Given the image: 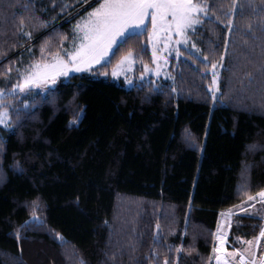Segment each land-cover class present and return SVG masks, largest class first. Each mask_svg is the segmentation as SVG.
Wrapping results in <instances>:
<instances>
[{
    "label": "trees",
    "instance_id": "trees-1",
    "mask_svg": "<svg viewBox=\"0 0 264 264\" xmlns=\"http://www.w3.org/2000/svg\"><path fill=\"white\" fill-rule=\"evenodd\" d=\"M97 1L0 0V264H215L221 212L252 204L229 236L248 254L264 224V0H196L173 79L104 75L130 53L137 72L152 63L148 25L108 63L9 94Z\"/></svg>",
    "mask_w": 264,
    "mask_h": 264
},
{
    "label": "snow or ice",
    "instance_id": "snow-or-ice-1",
    "mask_svg": "<svg viewBox=\"0 0 264 264\" xmlns=\"http://www.w3.org/2000/svg\"><path fill=\"white\" fill-rule=\"evenodd\" d=\"M150 10L153 54L160 32L175 33L186 39V30H194L193 26L201 23L200 15L206 14L196 0H103L74 26V34H79L80 42L78 46L74 44L72 52L65 53L68 58L57 55L51 63L35 62L25 70L22 82L17 83L16 88L23 91L32 86L55 84L58 77H67L72 71H91L93 65L100 64L109 55L120 37L130 29L144 24L149 18ZM180 42L175 41L177 45ZM123 60H129V56H125ZM212 68L215 69L216 64ZM112 74L117 75L115 71ZM2 95L0 92V96ZM212 99H216L214 93ZM0 123H3V114H0ZM258 195L264 198V191ZM260 238L264 239V231H261ZM220 243L223 244L224 241L221 239ZM241 258L243 259V255Z\"/></svg>",
    "mask_w": 264,
    "mask_h": 264
},
{
    "label": "rangeland",
    "instance_id": "rangeland-1",
    "mask_svg": "<svg viewBox=\"0 0 264 264\" xmlns=\"http://www.w3.org/2000/svg\"><path fill=\"white\" fill-rule=\"evenodd\" d=\"M102 2H103V0H98L96 3H94L89 8H87L84 12H82L76 18L75 25L78 22H80L82 19L86 18L88 13L91 12L94 8L98 7L99 4ZM86 4L87 3H85L84 6H82L79 9H82L83 7H85ZM201 7L204 9V7L202 5H201ZM148 25L150 26V31H151L150 32V47H151L152 56H153L152 63L141 64L140 66H141L142 70L140 72H137V67H138L137 63L138 62L135 59V57L130 53V54L125 55V56H129V60H123V58L125 56L122 57L121 60H119V62H117L112 68H110V70L106 73V75L105 74L104 75L110 77L111 79H113L115 81H118V82L122 81L127 87H131L136 83H145V82H150V81L155 82V81L162 80V79H173V74L170 71L171 57L173 55H179V54H177V50H178V53H180L181 47L187 46L190 43V41H191L190 36H189L190 30H186V33H185L186 39L181 38L178 34H175V33L160 32L158 38L155 41V53L153 54V39H152V35H151V33H152L151 10L149 12V18L145 20V22L142 26L130 29L128 32L125 33L124 36L120 37L117 40V43L115 45H113V48L109 52V55L107 57H105L104 60H102L100 64L93 65L92 68H94L95 66L101 65V64L108 63L111 59V55H112L114 48L121 41H123L129 34H132L135 32H142L143 30H145L148 27ZM78 36H79V34H74V38L71 42V45L68 48L63 49L62 52L58 53L57 55L63 57L64 59H67L68 57L65 55V53L66 52H68V53L72 52L74 44L76 46L79 45L80 41H79ZM176 40L181 41L179 45H177L175 43ZM57 55H54L49 59H41L40 62L51 63L55 60ZM85 71H87V70H85ZM85 71H82V72H85ZM114 71L117 73V75H115V76L112 74ZM74 73H80V72L72 71L69 73V75L67 77L60 76L57 78V80L59 78H62V77L68 78L70 75H72ZM129 81H131V83H129ZM51 85L52 84L49 83L46 86H43V85L39 86V87L32 86L30 89L41 88L43 91H46V88H48ZM30 89H25V90L21 91L15 87L12 91L9 92V94L21 95ZM2 93H3V95L0 96V105L1 106L3 104L2 98L6 94L4 92H2ZM28 104L29 103L27 102L25 104V106H28ZM0 114H3V123H0V125L5 127V128L10 129L11 128V116H10L9 110L6 109L5 107H3L2 109H0ZM262 191H264V189ZM258 194H257V196L260 197ZM259 200H264V198H261ZM249 206H252V204H250ZM249 206H246L244 208H240V209H238V211L241 210L240 212H242L244 209H246ZM226 211L227 212L223 211L221 213V217H223L224 214L231 217V225H230V229H229L231 231V226H232V222H233V220H232L233 219V214H232L233 211L232 210H226ZM225 222H223V224H221V221H220L219 228L217 231H219V229L224 230V227H222V225L224 226ZM261 231H264V224H263ZM261 231H260V233H261ZM260 233L253 240L247 241L246 250H247L249 255L246 254L245 252H242L239 249H233V251H231L229 249V245L227 246L228 243L225 245L224 249L220 248L219 242H218V237H220V236H219V233H216V250H218L219 253L217 252V256L214 260V263L219 264V262H218L219 257L225 256L231 262L230 264H264V239L260 238ZM229 236H230V234H229ZM229 236H228V239H229ZM220 238H222V237H220ZM226 241L228 242V240H226ZM217 242H218V245H217ZM229 252L232 253L234 256H237V254H238V259L235 261V260H232L231 258H229V256H228ZM242 255H243V259L241 258Z\"/></svg>",
    "mask_w": 264,
    "mask_h": 264
},
{
    "label": "bare ground",
    "instance_id": "bare-ground-1",
    "mask_svg": "<svg viewBox=\"0 0 264 264\" xmlns=\"http://www.w3.org/2000/svg\"><path fill=\"white\" fill-rule=\"evenodd\" d=\"M233 220V219H232ZM221 224H223V222H225L224 226L222 225V227H224V230H220L217 231V233H219V236L222 237L225 240H228V236L230 234V225H231V217L224 214L223 217H221ZM218 245V242H217ZM219 264H230L231 262L225 257V256H220L218 259Z\"/></svg>",
    "mask_w": 264,
    "mask_h": 264
},
{
    "label": "water",
    "instance_id": "water-1",
    "mask_svg": "<svg viewBox=\"0 0 264 264\" xmlns=\"http://www.w3.org/2000/svg\"><path fill=\"white\" fill-rule=\"evenodd\" d=\"M240 211H241V210H239V211H238V210H237V211H233L232 214H233V215L238 214V213H240ZM222 212H223V211H222ZM222 212H221V213H222ZM228 245H231L230 242H229V239H228V244H227V246H228ZM216 251L218 252V250H216ZM218 253H219V252H218Z\"/></svg>",
    "mask_w": 264,
    "mask_h": 264
}]
</instances>
